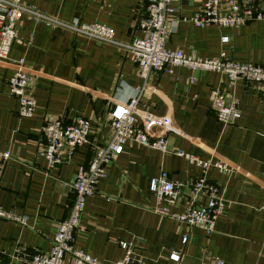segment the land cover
<instances>
[{
    "label": "crops",
    "instance_id": "0c3cea01",
    "mask_svg": "<svg viewBox=\"0 0 264 264\" xmlns=\"http://www.w3.org/2000/svg\"><path fill=\"white\" fill-rule=\"evenodd\" d=\"M21 1L61 20L104 23L123 42L140 35L135 22L144 0ZM203 1L172 0L168 16L183 19L165 46L206 58L223 50L234 61L264 65V20L237 27L195 26L188 17ZM16 29L8 57L0 59V152L10 153L0 158V206L25 216V223L0 218V264H29L22 259L25 255L50 250L56 224L73 201L78 166L111 137L109 109L142 87L138 106L173 121L168 150L132 141L124 145L86 200L75 246L105 264L123 257L121 241L133 250L134 259L127 264H211L214 257L232 264H264V84L229 82L223 73L184 65L174 66L172 74L150 72L144 80L124 48L75 35L26 13L19 15ZM222 36L228 41L222 42ZM21 58L36 100L29 117L18 116V101L8 89ZM212 89L235 97L240 114L233 122L217 119L209 97ZM47 116L64 122L88 118L91 124L88 141L70 154L63 148V161L55 166L38 154L40 127ZM176 150L203 161L221 160L231 170L223 172L212 164L204 170ZM161 170L184 183L177 202L169 206L175 212L188 205L199 176L218 184L224 209L213 232L153 211L157 201L149 184ZM196 202L203 204L205 198L199 196ZM172 252L179 254L178 260L169 257ZM63 264H72L70 258Z\"/></svg>",
    "mask_w": 264,
    "mask_h": 264
},
{
    "label": "built area",
    "instance_id": "2783aa9c",
    "mask_svg": "<svg viewBox=\"0 0 264 264\" xmlns=\"http://www.w3.org/2000/svg\"><path fill=\"white\" fill-rule=\"evenodd\" d=\"M171 6L172 0H144L135 22L140 35L123 42L115 37L113 28L104 23H83L78 18L69 21L61 20L27 6L21 0H0V59L8 57L9 50L17 37V19L21 13H26L36 21L59 26L72 31L75 35L124 48L130 53L144 80L150 72L172 74L174 66L184 65L193 71L212 70L223 73L229 82L242 79L247 83L264 84V65L234 61L228 58L223 50L216 57L206 58L185 53L180 48L166 47V37L178 28L183 19L168 16ZM253 20H264V0H204L201 7L188 17V21L200 27L212 24L237 27ZM221 41L227 42L228 37L222 36ZM29 79L30 75L21 58L17 60L14 72L8 79L9 93L18 101L19 117L32 116L36 109V100L31 93ZM192 80L191 77L190 81ZM142 91L143 87L132 96L113 103L108 112L111 128L109 141L106 144L96 145L92 157L78 166L72 182L74 198L67 216L56 224L50 250L45 253L35 252L25 255L26 257L22 259L27 263L63 264L65 258L69 257L72 264H105L75 246L87 198L95 194L100 178L106 175V164L123 152L126 143L132 141L150 149L166 152L168 150L167 133L175 129L170 117L159 116L149 109L138 106ZM209 97L219 121L231 123L239 117L237 101L230 93L212 89ZM153 126H158L160 130H152ZM90 131L91 124L88 118H80L75 122H64L59 117L47 116L40 127L42 141L38 154L46 160L48 166L58 165L63 161V148L67 147L70 154L77 146L88 141ZM175 153L202 166L204 170L211 164L223 172L231 170V167L221 160L203 161L182 150H176ZM9 157V151L0 152L1 159L5 160ZM183 186L184 183L171 179L167 171L161 170L158 176L150 180L149 184L157 201L153 211L188 226L198 227L206 233L213 232L215 222L224 209V199L220 194L218 184L209 180L204 174L199 176L192 183L193 197L188 205L181 212L172 211L169 206L177 202ZM199 196L205 198L203 204L196 202ZM0 218L25 223V216H17L1 206ZM186 240L187 237L183 236L182 241ZM119 244L125 252L123 257L116 260L114 264H127L134 259L131 244L124 241ZM169 257L178 260L179 254L172 252ZM211 264L232 263L220 257H214Z\"/></svg>",
    "mask_w": 264,
    "mask_h": 264
},
{
    "label": "water",
    "instance_id": "95a60500",
    "mask_svg": "<svg viewBox=\"0 0 264 264\" xmlns=\"http://www.w3.org/2000/svg\"><path fill=\"white\" fill-rule=\"evenodd\" d=\"M152 129H153L154 131H159V130H160V128H159L158 126H153Z\"/></svg>",
    "mask_w": 264,
    "mask_h": 264
}]
</instances>
